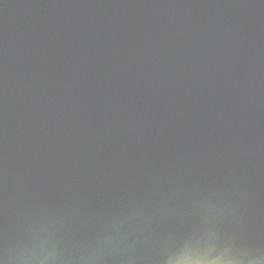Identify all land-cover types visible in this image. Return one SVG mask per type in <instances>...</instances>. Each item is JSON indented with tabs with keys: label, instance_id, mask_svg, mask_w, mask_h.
<instances>
[{
	"label": "water",
	"instance_id": "water-1",
	"mask_svg": "<svg viewBox=\"0 0 264 264\" xmlns=\"http://www.w3.org/2000/svg\"><path fill=\"white\" fill-rule=\"evenodd\" d=\"M0 264H264V0H0Z\"/></svg>",
	"mask_w": 264,
	"mask_h": 264
}]
</instances>
